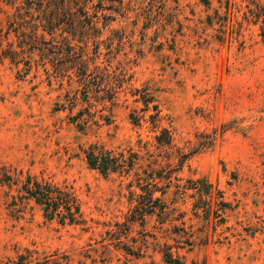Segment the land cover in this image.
<instances>
[{
	"label": "rangeland",
	"instance_id": "rangeland-1",
	"mask_svg": "<svg viewBox=\"0 0 264 264\" xmlns=\"http://www.w3.org/2000/svg\"><path fill=\"white\" fill-rule=\"evenodd\" d=\"M92 145L138 163L103 176ZM29 179L84 222L45 218ZM148 183L164 212L138 215ZM56 252L264 264V0H0V264Z\"/></svg>",
	"mask_w": 264,
	"mask_h": 264
},
{
	"label": "trees",
	"instance_id": "trees-1",
	"mask_svg": "<svg viewBox=\"0 0 264 264\" xmlns=\"http://www.w3.org/2000/svg\"><path fill=\"white\" fill-rule=\"evenodd\" d=\"M66 0H64L65 3ZM30 2V0H28ZM56 12H58V6L56 5ZM21 22H13L11 26L14 31L23 32L22 28L24 27ZM50 24L51 22L48 21ZM20 24V25H19ZM16 25V26H15ZM25 43V42H24ZM13 50H9L8 53L3 54L5 57L12 55ZM145 106L149 108L150 100H144ZM154 110H157L155 106ZM152 117L153 119L156 118ZM136 123L139 121L138 117L134 116ZM157 142L160 146H171L172 137L170 136L169 131L163 130L162 135L157 137ZM86 161L88 166L100 172L103 176H110L111 174H120V175H129L132 170L135 169L139 156L136 153L130 152L129 155H126L123 152L116 153L112 150H106L103 147L92 145L86 151ZM153 179V176H150ZM32 180H28V184L25 186L24 190L26 191L28 197L33 199L39 206L42 207L45 218L48 220L59 219L62 224L78 225L82 224L83 218L81 213V208L79 201L75 194L71 192L66 187H60L53 185L49 182H38L35 181L32 183ZM151 183L142 187L144 194L140 195L138 215L141 213H154L156 209H160L164 212V207L160 205L161 199L155 198L154 193L151 188ZM25 257H20V261ZM26 261V258H25ZM169 263H177L174 260L168 261ZM19 264H28L26 262ZM37 264H74L72 258L65 253H54L50 256L45 257L43 260Z\"/></svg>",
	"mask_w": 264,
	"mask_h": 264
}]
</instances>
